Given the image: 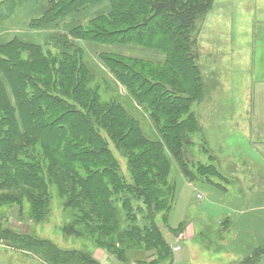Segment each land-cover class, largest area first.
I'll return each instance as SVG.
<instances>
[{
	"label": "trees",
	"instance_id": "16d2710c",
	"mask_svg": "<svg viewBox=\"0 0 264 264\" xmlns=\"http://www.w3.org/2000/svg\"><path fill=\"white\" fill-rule=\"evenodd\" d=\"M103 2L107 12L74 26L72 39L60 38L54 48L21 38L0 43V192L11 204L27 205L39 222L49 215L56 189L75 211L68 232L126 263L132 251L155 249L159 264H174L158 223L160 214L168 223L176 193L168 154L188 177L222 175L213 164H198L193 173L185 154L200 128L192 107L204 94L193 33L213 0H48L47 10L30 24L41 28ZM81 40L164 55L153 61L100 53L161 139L149 138L118 99L101 98ZM0 236L8 245L16 240L36 250L51 264H103L86 251L32 234L0 230ZM263 254L264 247L258 248L243 264H256Z\"/></svg>",
	"mask_w": 264,
	"mask_h": 264
},
{
	"label": "rangeland",
	"instance_id": "374dc122",
	"mask_svg": "<svg viewBox=\"0 0 264 264\" xmlns=\"http://www.w3.org/2000/svg\"><path fill=\"white\" fill-rule=\"evenodd\" d=\"M0 2V43L21 38L53 48V44L60 38L72 39L70 30L74 26L79 23L85 24L90 18L109 10L108 2L90 5L78 14L37 28L30 23L47 10L48 0H0ZM196 23L197 27L193 33L194 52L202 75L204 94L192 107L200 122V128L193 134L194 143L185 154L191 161L190 168L193 173H196L198 164H213L222 175L212 173L211 180H205L204 173L202 175L196 173L195 176L188 177L179 162L168 154L172 163L170 180L176 183V193L168 223L163 222L162 214L158 217V223L172 250L174 247L172 243L177 235L184 237L181 232L186 229V225L191 223L195 225L197 235L193 240L186 241L193 250L191 253L194 258L197 259L194 264H206L214 260L220 261L217 264H243L248 257L228 255L230 249L227 247L226 238L228 234L231 236L233 230L231 223L229 224L230 220L227 223V217L239 221L243 217L263 212L250 210L252 207L247 209L250 211L246 214L232 211L226 206L223 190L228 194L236 195H244L251 190L253 194V186L264 182L262 177L250 169L252 167L249 162H243L241 154L230 146L233 134L226 136L224 131L232 128L223 122L217 123L215 106L242 104L244 84L249 86L251 82L247 80V75L256 70V64L255 69L249 64L250 58L246 52L250 50V43L255 44V41L264 39L262 32L264 0H213L211 8ZM77 42L84 50L83 59L93 74V82L99 88L101 98L118 99L127 108L126 110L139 120L149 138L161 139L159 129L148 112L137 103L127 87L111 73L101 59L100 53H119L153 61H162L164 55L159 51L135 45L99 44L84 40ZM217 42L223 44L222 53H219ZM222 114L227 113L222 112ZM229 125L233 124L229 123ZM237 139L241 142L240 147L248 152V142L242 143V138ZM110 146L120 157L123 172L128 174L125 159L115 150L113 144ZM229 157L234 160H230ZM228 164H232L233 168L229 169ZM1 192L0 198H3L0 200L1 231L11 230L19 235L32 234L40 239H49L64 249L83 250L103 264H159L154 254L155 249L146 252L132 251L130 253L132 261L126 263L107 253L85 236L68 232L75 211L65 206L64 197L56 189L52 191L49 215L39 222L29 213L27 205L11 204L6 197H2L5 194ZM199 194L202 198L197 196ZM185 218L187 219L183 223L177 225ZM3 240L4 238L0 236V264H51L46 262L36 250L23 248L19 241L13 240L14 246H11ZM256 264H264V260L261 263L258 260Z\"/></svg>",
	"mask_w": 264,
	"mask_h": 264
},
{
	"label": "crops",
	"instance_id": "0c3cea01",
	"mask_svg": "<svg viewBox=\"0 0 264 264\" xmlns=\"http://www.w3.org/2000/svg\"><path fill=\"white\" fill-rule=\"evenodd\" d=\"M217 44L218 49H220L219 53H222L223 44L220 42H217ZM249 45L250 50L246 52L250 58L249 64L254 69L256 64V70H253L252 74L248 73L247 75V80L251 82L249 86L244 84L242 104H217L215 106V113H217L215 114V120L218 124L223 122V124L232 128L224 131L226 136H229L230 133L233 134L230 146L241 154L243 162H249L252 167L250 169L259 177H262L264 182V39ZM246 63L248 62L246 61ZM222 112L227 114H222ZM229 123L233 125H229ZM237 138H242V143L248 142V152H245L243 147H240L241 142ZM229 159L234 160L231 157ZM231 165L228 164L229 169L233 168ZM236 168L237 166L234 167V169ZM253 187V194L249 190L250 193L244 195L228 194L223 190L226 206L232 211H240L241 214H246L250 210L263 212L243 217L239 221L227 217V223L230 220L229 224L231 223L233 230L231 236L228 234L226 238L227 247L230 249L229 256L240 257L244 255L246 258L251 257L256 249L264 247V184L259 182L258 186ZM249 207L252 208L247 211ZM186 219L179 221L177 225H180ZM186 226V229L181 232L184 237H181V235L178 237L177 235L174 243H172L174 246V264H194L197 261L191 253L193 251L191 246L186 243L187 240H193L197 235L196 227L193 223ZM263 260L264 254L259 259V263ZM218 262L220 261L214 260L206 264H217Z\"/></svg>",
	"mask_w": 264,
	"mask_h": 264
},
{
	"label": "built area",
	"instance_id": "2783aa9c",
	"mask_svg": "<svg viewBox=\"0 0 264 264\" xmlns=\"http://www.w3.org/2000/svg\"><path fill=\"white\" fill-rule=\"evenodd\" d=\"M198 197H199V198H202V195L199 194Z\"/></svg>",
	"mask_w": 264,
	"mask_h": 264
}]
</instances>
